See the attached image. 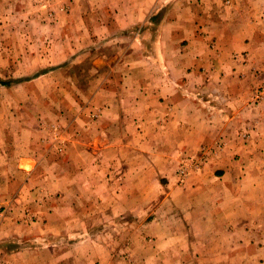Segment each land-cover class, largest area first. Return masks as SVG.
<instances>
[{"label": "crops", "instance_id": "crops-1", "mask_svg": "<svg viewBox=\"0 0 264 264\" xmlns=\"http://www.w3.org/2000/svg\"><path fill=\"white\" fill-rule=\"evenodd\" d=\"M97 1L94 10L106 9L113 20L90 30L104 28L123 59L136 53L139 61L125 66L122 78L112 81L118 84L107 85L111 89L98 87L94 150L44 153L46 170L58 171L55 179L47 178L44 218L25 226L0 214V264H64L65 242L79 250L85 245L75 227L81 226L80 214L68 205L77 197L78 180L71 174L76 171L91 196L107 203L115 216L126 213L130 186L143 205L145 196L156 200L162 186L158 175L167 179L165 201L173 210L166 216L157 212L149 231L159 238L148 246L152 254L143 250L151 257L133 247L134 264H264V150H252V139H264V98L255 99L264 86V0ZM161 11V20L152 21ZM85 24L76 25L83 42L90 33ZM101 34L99 28L89 37ZM115 126L120 134L114 142L108 133ZM221 139L224 149L180 183L176 171L183 158ZM9 151L0 150V170L6 172L0 174L2 203L24 184L27 192L28 184L7 172L10 166L32 176L30 181L33 173L23 163L40 161L29 150H17V162ZM56 155L70 161L54 166L50 159ZM76 155L82 157L79 163ZM124 251L121 244L96 243L93 263H132L121 257Z\"/></svg>", "mask_w": 264, "mask_h": 264}, {"label": "rangeland", "instance_id": "rangeland-1", "mask_svg": "<svg viewBox=\"0 0 264 264\" xmlns=\"http://www.w3.org/2000/svg\"><path fill=\"white\" fill-rule=\"evenodd\" d=\"M101 1L105 0H99V3ZM95 2L98 1L0 0V150H11L10 158L17 162L20 159L16 155L17 150H29L36 160L40 159L37 165L33 162L23 163V169L33 173L30 181L28 179L32 176H23L10 166V172H7L14 180L25 182L28 186L26 193L23 191L24 184L14 191V197L9 198L11 201L0 202L3 218L13 217L25 226L44 218L42 214L49 205L45 202L46 197H43L49 183L47 178L55 179L58 175V171L46 170L48 162L43 158L44 153L46 150H54L55 153L63 150H94L90 143L100 131V125L96 122L99 114L92 110L97 103L95 96L98 87L108 84L115 86L117 81L115 84L112 81L117 77L122 78L125 66H133L131 64L139 61L136 53L123 59L116 44L107 42L104 28L102 30L98 26L90 30L94 23L104 24L106 20H113L106 9L94 10L92 4ZM162 14L163 11L159 12L151 20H161ZM80 20H85V29L90 30L83 38L84 42L79 39L76 26ZM99 28L102 33L100 37H89L99 32ZM112 30L116 31L114 28ZM110 67H115L112 74ZM4 82H10V85H4ZM263 98L264 86L255 95L257 101ZM119 134L120 128H109L108 135L112 141H117ZM225 144L221 139L214 147L202 148L196 154L183 158L185 162L183 160L176 171L180 183L189 170L200 168L207 158L223 150ZM252 150H264V139H252ZM136 159V156H130V162L136 163ZM76 160L79 163L82 157L76 155ZM61 161L70 160H57V155L50 159L54 166ZM1 173L6 172L0 170ZM89 173L95 176V173ZM71 174L78 180L74 189L77 197L68 205L69 209L74 208L80 214L81 226L77 224L75 227L85 245L79 250L65 242L62 248L64 264H71L72 260L77 264H94L93 252L97 254L96 243L100 242L111 244L112 247L123 245L127 251L121 257L126 259L128 256L132 261L130 264L138 259L132 255L133 247L139 248L142 257L150 258L151 255H146L144 251H150L148 246H152L159 236L153 235L149 226L158 211L166 216V212L173 210L165 201L169 191L164 184L167 179L158 175L162 186L158 189L156 200L152 201V195L145 196L143 205L134 196L136 188L130 186L128 209L124 215L115 216L107 203L98 202L91 196L90 187L87 182H82L79 171ZM82 176H87V173ZM107 189L111 191L110 187ZM25 195L29 196L26 200L23 199ZM53 205L56 210L58 205L56 202ZM18 215L20 218L15 217ZM138 229L142 230V234L134 235ZM17 247L19 249L21 246ZM122 263L125 261L122 260Z\"/></svg>", "mask_w": 264, "mask_h": 264}, {"label": "trees", "instance_id": "trees-1", "mask_svg": "<svg viewBox=\"0 0 264 264\" xmlns=\"http://www.w3.org/2000/svg\"><path fill=\"white\" fill-rule=\"evenodd\" d=\"M3 84L4 85H10V82H4Z\"/></svg>", "mask_w": 264, "mask_h": 264}]
</instances>
